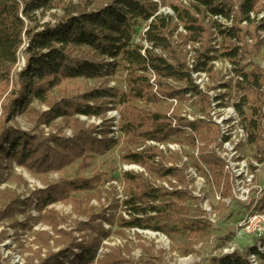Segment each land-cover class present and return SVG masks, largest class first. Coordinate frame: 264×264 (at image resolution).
I'll list each match as a JSON object with an SVG mask.
<instances>
[{
  "label": "trees",
  "instance_id": "obj_1",
  "mask_svg": "<svg viewBox=\"0 0 264 264\" xmlns=\"http://www.w3.org/2000/svg\"><path fill=\"white\" fill-rule=\"evenodd\" d=\"M92 1L79 0L78 5H73L66 0H0V111L5 121L18 112L25 115L34 102L47 107L48 111L41 118L47 126L77 116L100 118L108 109L106 102L114 101L122 109L123 132L128 145L134 147L141 142L171 144L176 139L178 145L187 144L190 149L196 150L199 141L203 145L199 149L202 165L208 169L218 187L224 182L222 198L233 199L225 165L209 151L217 146L220 138L217 126L202 121L190 124L178 120V127L173 128L172 122L160 112H142L136 105L140 102L159 103L146 76L153 72L162 81L173 80L186 86V89L175 92L160 85L158 95L161 98H200L203 113H206L209 102L194 85L186 69L181 47L190 43L202 44L204 53L198 55L196 71H208L209 63L215 59L210 57L214 50L209 47V30L197 15L222 17L229 21L235 13L237 20L252 25L250 15L257 12L260 0H173L171 9L175 18L159 15V6L153 2L159 0H109L97 8L92 7ZM236 5L237 12L234 11ZM260 8L263 10L264 6ZM56 10L63 13L61 21L52 26L33 27L38 14L44 16ZM178 25L184 28L187 37L180 39V45L175 47L172 39ZM143 26L148 28L143 39L151 50L135 44ZM213 27L224 39L221 57L230 62L235 67V73L243 79L242 83L237 84V89L246 97L241 98L235 108L249 136L248 144L263 156L264 71L253 62L262 44L255 38V46L248 50L243 43L247 35L243 30L238 27L222 30L217 24H213ZM258 29L264 32V21ZM242 44L244 46L241 47ZM23 49L27 59L22 70L16 74ZM158 52L167 58L158 56ZM119 72L126 76V94L97 89L81 96L64 97L61 102L52 97L55 92L60 93L66 83L101 81ZM74 129L75 139L69 143L58 137L44 140L39 136L26 135L1 124L0 162L8 161L33 174L60 173L76 163H80L84 169L89 168L97 156L114 148L113 143L107 140L98 143L92 137V132H86L78 124ZM187 130L191 135L187 136ZM159 155L158 151L151 148L141 153L126 150L122 161L126 165L140 167L159 179L173 178L184 182L183 171L156 166L155 160ZM260 163L263 161L260 160ZM0 169H3L1 164ZM102 177L98 176L92 181H66L35 194L36 211L42 214L49 206L60 203V196L93 191ZM123 180L127 192L123 207L128 220H120L121 229L163 235L173 242V251L184 258L192 256L194 247L209 238L211 226L208 221L199 219V201L190 194L164 192L155 188L143 175L134 173H126ZM232 202L240 205L234 200ZM18 205L15 203L4 212L0 210V219L19 212ZM252 205L253 202L244 208L250 211ZM100 220H105L103 215L94 221L89 230L93 233L89 244H73L72 249L50 255L40 264H95L101 240H109L111 236L97 224ZM108 223L113 224L109 220ZM129 253L127 248L125 251L114 249L101 264H136L123 257L124 254L129 257ZM143 253L150 255V251L145 249ZM251 256H257L264 264V256L258 252L255 244L245 252H234L212 262L250 264ZM151 259L153 262L141 263L157 264L156 258Z\"/></svg>",
  "mask_w": 264,
  "mask_h": 264
},
{
  "label": "rangeland",
  "instance_id": "obj_2",
  "mask_svg": "<svg viewBox=\"0 0 264 264\" xmlns=\"http://www.w3.org/2000/svg\"><path fill=\"white\" fill-rule=\"evenodd\" d=\"M107 1L109 0H93L92 7H101ZM172 1L159 0L153 2L159 6V12L166 11L167 13L169 10L172 11ZM66 2H72L73 5L79 4V0H66ZM263 6L264 0H260L259 8L254 13L253 26L249 24L246 26L242 25L237 20V15L233 23L228 24L231 29L238 27L247 33L243 43L248 50L255 46V38L260 41L262 46L260 47L259 55L253 57V62L262 71H264V32L258 28L264 21V9L262 10L260 8ZM237 10L238 5L234 8L235 12ZM62 14L60 10L53 11L44 16L38 14L33 21V27L41 28L47 25H55L56 22L62 20ZM197 18L203 21L204 26L209 30V47L214 50L213 52L216 51V54L214 53L215 55L213 54V56L219 58L217 59L219 61L216 67L208 68L207 76L196 78V83L202 92L198 91L209 102V109L205 111L206 113H203L204 108L200 98L192 99L191 96L182 99L161 98L158 95L161 88L160 85L163 88H169L175 92L186 89V86L173 80L162 81L159 78L155 79L150 74L146 76L150 85L153 87V94H156L160 101L158 100V104L140 102L136 107L140 111L150 114L160 112L167 120L172 122L173 128L178 127V120H184L190 124L202 121L217 126L220 138L217 146L211 148L209 151L223 162L222 155L224 153V147L222 145L223 142H221L222 128L215 124L213 119L214 116L227 119L229 118L230 111L214 112L212 104L217 97L225 96L229 101V105H227L230 108H234L238 113L235 106L246 95L239 92L237 86L235 87V79H233L232 74L227 69L228 64L233 68L235 67L221 57L224 51V39L218 32H215L213 23L207 15H197ZM144 28L146 26H143L139 30V34L135 39L136 41L143 39L142 31ZM185 37H187L186 31L182 26L178 25L177 32L172 39L174 46L178 47L180 45V39ZM244 45L242 44L241 47ZM181 52L188 71L189 63L195 60L199 53H204V50L202 44L190 43L182 46ZM157 55L161 56L163 54L158 52ZM163 57L167 58L164 55ZM26 59L27 55L25 54V49H23L19 56V65L16 74L22 70ZM248 65L249 62H247L246 66ZM222 85L228 88L225 93L220 90ZM12 88L13 86H11L10 92ZM97 89H109L118 94H126L128 92L126 76L123 72H119L114 77L101 81H76L66 83L60 89V93L57 91L52 97L61 102L64 97L81 96L86 92ZM6 97L7 95L3 98L2 103ZM106 104L108 109L104 116L100 118L89 119L84 116H77L71 118L69 121H57L51 126L44 125L41 120L43 115L48 111L47 107L41 106L36 102L29 107L25 115L18 112L7 121H5L3 113L0 111V123L2 125L26 135L39 136L44 140L58 137L71 143L75 139L76 132L74 128L78 124L86 132H92V137L98 143L107 140L114 145V148L109 152H106L102 156H97L90 163L89 168L84 169L80 166V163H76L65 168L60 173L33 174L8 161L3 160L0 162L3 167V169H0V174H2L0 179V210L3 212L7 211L15 203L19 204L20 209L12 217L7 216L0 219L1 264H40L41 261L50 255H55L59 251L67 252L66 250L72 249L71 245L73 244L85 246L92 241L93 233L89 230L95 223L94 221L101 215L104 216L105 220H100L97 224L107 233H110L111 236L109 240H101V248L95 264H101L104 258L110 255L112 250L120 249L125 251L126 248L130 251V255L128 257L124 254L123 257L134 261L136 264L153 262L151 258H156L155 263L157 264H213L212 261L219 258L220 252L224 250L245 252L253 247L254 244L257 246L260 241L256 237L243 234L239 231V226L253 212V207L256 203L257 209L254 212H264V155L261 156L255 147L249 146L248 142L245 145L241 144L239 146L238 156L243 160H247L250 165L256 164L259 167L253 172L255 179L249 187L251 191L250 201L249 203H244L235 198V187L230 177L231 173L229 174L226 171L225 175L228 178L233 199H223L224 182L218 187L214 183L208 169L202 165L199 149L203 145L199 141H197L196 150L190 149L187 144L178 145L176 139L171 144L154 143L165 146L166 150L164 152L160 150V147L153 146L152 142H141L138 146L131 147L128 145V139L123 132L122 109L114 101H110V103L107 101ZM262 114L264 116V107ZM239 119L242 125L240 115ZM114 128H116L118 136L114 135ZM187 132V136L191 135L189 130ZM229 132L232 133L233 130ZM167 146H173L178 149L171 152L167 149ZM149 148L160 153L159 157L155 160L156 166L183 171L182 178H184V182L173 178L159 179L148 174L140 167L123 163L122 157L126 150L131 153H141ZM217 150L219 152L218 154ZM260 160L263 163H260ZM130 168H135V170H129ZM190 169L196 171L205 183L199 181L193 184L195 182L194 179H190L188 175ZM127 170L129 172H126ZM126 173L143 175L155 188L167 193L170 192L168 190H172L174 192L190 194L195 200L199 201L201 212L199 219L201 220L208 221L204 207L205 202L209 203L212 209V218L216 222L215 228L210 225L211 234L209 238L194 247L192 256L184 258L179 253L174 252L173 242L163 235L151 232L129 231L120 228V220L122 218L128 220V215L123 207L124 202L127 200V192L123 180ZM98 176H103L102 181L93 191L76 193L71 196H60V203L49 206L42 214L36 211L37 198L34 196L35 194L46 191L49 187L56 186L59 183L61 185L66 181H74L77 179L92 181ZM218 197L221 198L220 201L217 200ZM233 200L240 205H236L232 202ZM252 202L251 210L247 211L244 206H248ZM108 220L113 224L110 225ZM144 249L150 251L149 256L143 253ZM74 252L78 253L75 249Z\"/></svg>",
  "mask_w": 264,
  "mask_h": 264
},
{
  "label": "built area",
  "instance_id": "obj_3",
  "mask_svg": "<svg viewBox=\"0 0 264 264\" xmlns=\"http://www.w3.org/2000/svg\"><path fill=\"white\" fill-rule=\"evenodd\" d=\"M184 5L188 6V3L184 2ZM159 15H164V16H169V17L175 18L174 13L171 10H169L167 13H166V11L165 12H159ZM235 16H236V14L233 13L231 16V19L229 21L225 20L222 17H218V18L208 17V18L210 21H212L213 24H217V25L221 26L222 30H227V29L229 30L231 28L228 24L233 23V21L235 20ZM250 19H251V22H254V14L250 15ZM239 22H241V24L244 26H246L248 24V22L242 21L241 19H239ZM213 29H214V27H213ZM214 30H215V32H218L217 29H214ZM147 31H148L147 27L144 28V30L142 31L143 38H144V35L146 34ZM135 44H140L141 46H143L145 48V50H151L150 46L146 43V41L144 39H142L141 41L135 40ZM214 53L216 54V51L213 52L210 57L215 58V59L209 63L208 68H211L213 66L216 67V65L218 64L219 60H217V59H219V58H217L216 56H213ZM143 54H144V52H143ZM197 59H198V57L189 63L188 72L191 75V78L193 80L194 85L198 88V90L200 92H202L199 88V85H197V83H196V81H197L196 78H200L201 76H204V77L207 76L208 71H199V70L196 71ZM208 68H207V70H208ZM227 69L232 74L233 79H235V87L237 86V84L243 82V79L235 73V68H233L231 65L228 64ZM149 74L151 75V77H154L155 79H157V76L153 72H150ZM220 90H222L225 93V91L228 90V88H226L222 85L220 87ZM228 103H229V101L227 100V97H225V96L217 97L215 99V102L212 104L214 112L230 111V114H229V118H227V119H223V118H219V117L214 116L213 121L215 122V124L219 125L222 128L221 142H223L222 145L224 147V153L222 155V161L225 164V171L227 173L229 172V174L231 173L230 177H231L232 182H233L234 187H235L234 196L240 202L249 203L250 196H251V191H250L249 187L255 179L253 172H255L259 167L256 164L250 165L247 160H243L238 156L239 146L241 144H244V145L247 144L249 136L247 134V131L241 125V122L239 119V114L235 111L234 108H230L228 106L229 105ZM229 121H231V122H229ZM225 127H226V129H225ZM232 130L234 133L229 132ZM113 132H114L115 136H118L116 128H114ZM152 145L160 147V150L163 152L166 150L165 146L157 145L154 143ZM167 149L171 152H174L178 148L173 147V146H167ZM218 153L219 152L217 150V154ZM185 162H187V160H185ZM129 170H135V168H130ZM126 172H129V171L127 170ZM188 175H189L190 179H194L195 182H193V184L197 183L199 181H202L203 183H205V181L198 176L197 172L192 170V169H190L188 171ZM168 191H170L169 193L174 192L172 190H168ZM217 200L220 201L221 198L218 197ZM204 208H205V212L207 213V216H208L207 220H208L209 224L214 226V228H215L216 222L212 218V209H211L208 202L207 203L205 202ZM253 209H252L253 212L250 213L247 216V218L245 219V221L239 226V231H241L245 235L256 237L260 241V242L258 241L259 243L257 244L256 248H257L258 252L264 256V244L262 243V240L264 239V212H262V213H260V212L255 213L254 212L257 209V203L255 204ZM234 252H235L234 250H224V251L220 252V257L232 255V254H234ZM249 262H250V264H261V262L257 256L249 257Z\"/></svg>",
  "mask_w": 264,
  "mask_h": 264
}]
</instances>
